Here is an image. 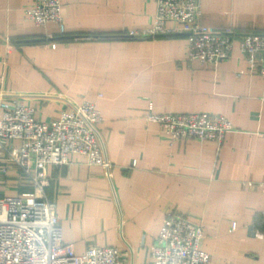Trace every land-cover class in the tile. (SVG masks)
<instances>
[{"label":"crops","instance_id":"obj_1","mask_svg":"<svg viewBox=\"0 0 264 264\" xmlns=\"http://www.w3.org/2000/svg\"><path fill=\"white\" fill-rule=\"evenodd\" d=\"M34 2L0 0V102L31 105L42 121L95 103L110 164L77 155L48 167L45 195L64 242L79 255L111 246L125 264H154L152 247L177 211L204 226L209 264H264V77L240 50L244 35L264 34V0H202V24L233 32L231 57L218 67L188 60L185 33L129 37L154 26L156 0H61L64 35L28 17ZM150 107L224 115L234 131L222 144L172 142L148 120Z\"/></svg>","mask_w":264,"mask_h":264},{"label":"built area","instance_id":"obj_2","mask_svg":"<svg viewBox=\"0 0 264 264\" xmlns=\"http://www.w3.org/2000/svg\"><path fill=\"white\" fill-rule=\"evenodd\" d=\"M156 2L154 26L131 32L129 37L185 33L190 62L218 67L231 57L233 32L202 24V0ZM26 12L37 26L55 23L66 34L61 0H35ZM240 50L251 72L264 77V34L244 35ZM0 111V176L4 177L0 184V264H125L118 247L92 246L77 254L74 244L64 242L57 206L45 195L50 165H69L77 155L87 156L92 166L110 165L98 138L104 118L96 104L85 101L50 121L38 119L36 108L17 100L0 102ZM147 117L172 142L199 139L222 144L234 131L224 115L158 114L150 107ZM11 173L19 175L14 185L7 181ZM261 216L264 221V210ZM204 235L201 223L184 213L170 212L152 247L154 264H209L211 256L201 247Z\"/></svg>","mask_w":264,"mask_h":264}]
</instances>
